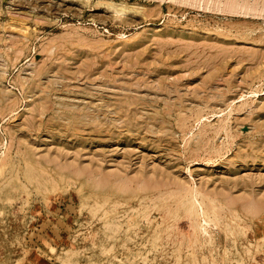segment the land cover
<instances>
[{
	"label": "rangeland",
	"instance_id": "1",
	"mask_svg": "<svg viewBox=\"0 0 264 264\" xmlns=\"http://www.w3.org/2000/svg\"><path fill=\"white\" fill-rule=\"evenodd\" d=\"M0 264H264V0H0Z\"/></svg>",
	"mask_w": 264,
	"mask_h": 264
},
{
	"label": "bare ground",
	"instance_id": "2",
	"mask_svg": "<svg viewBox=\"0 0 264 264\" xmlns=\"http://www.w3.org/2000/svg\"><path fill=\"white\" fill-rule=\"evenodd\" d=\"M118 6V5H117ZM115 7V6H113L112 8H113V10L116 12V13H122V12H124V11H126L127 9H128V7H126V6H124L123 4H121V5H119V7ZM3 155V154H2ZM198 200V199H197ZM195 201H196V199H195ZM199 202V201H198ZM201 206V204L199 203L198 204V207H200ZM192 213H197L198 212V210H197V208H195L193 205H191V207H190V209H189ZM202 215V214H201ZM203 217V216H202ZM200 232H201V230H200ZM241 232H242V235L243 234H245L244 233V230H241Z\"/></svg>",
	"mask_w": 264,
	"mask_h": 264
}]
</instances>
